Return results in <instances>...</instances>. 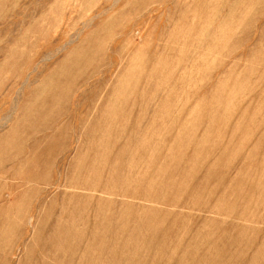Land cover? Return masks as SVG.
Masks as SVG:
<instances>
[{
	"label": "rangeland",
	"instance_id": "374dc122",
	"mask_svg": "<svg viewBox=\"0 0 264 264\" xmlns=\"http://www.w3.org/2000/svg\"><path fill=\"white\" fill-rule=\"evenodd\" d=\"M0 264H264V0H0Z\"/></svg>",
	"mask_w": 264,
	"mask_h": 264
}]
</instances>
